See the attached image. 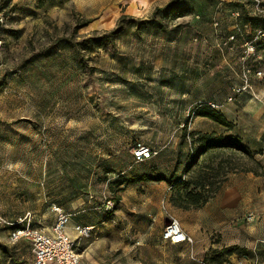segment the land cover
Segmentation results:
<instances>
[{
	"label": "rangeland",
	"instance_id": "374dc122",
	"mask_svg": "<svg viewBox=\"0 0 264 264\" xmlns=\"http://www.w3.org/2000/svg\"><path fill=\"white\" fill-rule=\"evenodd\" d=\"M6 1L0 264H32L4 221L54 207L82 264H264V0ZM138 143L157 154L135 163ZM173 220L191 241L163 240Z\"/></svg>",
	"mask_w": 264,
	"mask_h": 264
},
{
	"label": "built area",
	"instance_id": "2783aa9c",
	"mask_svg": "<svg viewBox=\"0 0 264 264\" xmlns=\"http://www.w3.org/2000/svg\"><path fill=\"white\" fill-rule=\"evenodd\" d=\"M156 154L153 148L138 143L133 148L132 157L135 163H140ZM110 200L104 204L106 210L113 208ZM53 211L54 221L49 226L39 222L35 225L29 215L13 223L4 221L6 224L17 225L9 233L10 242L28 241L31 245L32 264H82V257L77 251L76 239L67 232L69 216L60 207H54ZM78 231L83 232V228ZM162 238L170 244L191 241V238L174 220L165 226Z\"/></svg>",
	"mask_w": 264,
	"mask_h": 264
},
{
	"label": "trees",
	"instance_id": "16d2710c",
	"mask_svg": "<svg viewBox=\"0 0 264 264\" xmlns=\"http://www.w3.org/2000/svg\"><path fill=\"white\" fill-rule=\"evenodd\" d=\"M8 1L0 0V11H2L7 6ZM120 29L112 31V34H117ZM195 116L205 117L209 120L218 123L228 129L233 128V124L226 120V118L216 109L212 108L210 105H201L197 107L194 111ZM205 148H236L246 154H250V150L242 143V139L237 135L230 136H213L211 134H206L203 136ZM158 180H165L164 177H158Z\"/></svg>",
	"mask_w": 264,
	"mask_h": 264
},
{
	"label": "crops",
	"instance_id": "0c3cea01",
	"mask_svg": "<svg viewBox=\"0 0 264 264\" xmlns=\"http://www.w3.org/2000/svg\"><path fill=\"white\" fill-rule=\"evenodd\" d=\"M232 190V187H228L223 195V197L221 198V205H223L224 203H226L227 201H229L231 199V193L230 191ZM71 229H73V225L71 223L68 224L67 227V232L70 235V233L72 232Z\"/></svg>",
	"mask_w": 264,
	"mask_h": 264
}]
</instances>
